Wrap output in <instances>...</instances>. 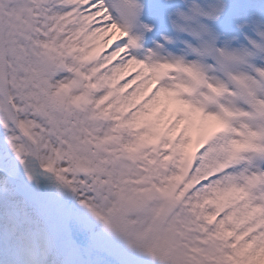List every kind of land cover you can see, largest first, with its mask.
<instances>
[{"label": "snow or ice", "instance_id": "1", "mask_svg": "<svg viewBox=\"0 0 264 264\" xmlns=\"http://www.w3.org/2000/svg\"><path fill=\"white\" fill-rule=\"evenodd\" d=\"M0 264H264V0H0Z\"/></svg>", "mask_w": 264, "mask_h": 264}]
</instances>
